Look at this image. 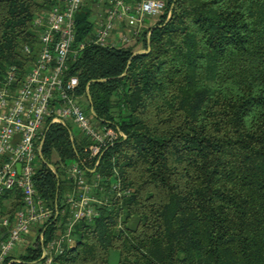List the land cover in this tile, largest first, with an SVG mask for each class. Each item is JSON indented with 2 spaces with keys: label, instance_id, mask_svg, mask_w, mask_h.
Instances as JSON below:
<instances>
[{
  "label": "trees",
  "instance_id": "1",
  "mask_svg": "<svg viewBox=\"0 0 264 264\" xmlns=\"http://www.w3.org/2000/svg\"><path fill=\"white\" fill-rule=\"evenodd\" d=\"M62 1L0 0V79L35 57V19ZM165 2L140 48L91 44L69 59L92 122L124 135L90 159L92 138L47 122L34 175L54 210L44 243L68 220L72 163L99 174L109 198L55 264H264V0ZM93 14L90 2L77 12L74 47L93 34ZM22 206L20 190L4 195L3 214ZM27 251L22 260L39 261L41 241Z\"/></svg>",
  "mask_w": 264,
  "mask_h": 264
},
{
  "label": "built area",
  "instance_id": "2",
  "mask_svg": "<svg viewBox=\"0 0 264 264\" xmlns=\"http://www.w3.org/2000/svg\"><path fill=\"white\" fill-rule=\"evenodd\" d=\"M87 2L97 7L92 16L94 32L74 47L75 16ZM165 8V0H63L36 17L39 48L35 57L24 70L18 65L10 66L0 79V264L23 261L18 257L20 248L30 242L33 234L42 243L40 260L55 264L56 257L75 242L76 224L94 219L99 214L98 206L108 203V197L97 195L107 192L101 185L102 177L97 174L90 179L86 168L72 163L67 175L73 190L65 196L64 210V214L69 213L68 220L63 230L44 243V224L54 217V210L39 194L34 175L42 162L46 124L70 123L92 138L94 142L87 149L90 159L98 158L104 148L124 135L92 122L78 92L79 77L67 76L68 62L91 44L111 48L133 45L149 29L148 20L160 18ZM33 52L29 45L24 46V53L31 56ZM119 187L113 185V189ZM15 189L21 191L23 206L5 215L3 197Z\"/></svg>",
  "mask_w": 264,
  "mask_h": 264
},
{
  "label": "rangeland",
  "instance_id": "3",
  "mask_svg": "<svg viewBox=\"0 0 264 264\" xmlns=\"http://www.w3.org/2000/svg\"><path fill=\"white\" fill-rule=\"evenodd\" d=\"M94 8L96 10L97 7H94ZM95 10H94V12H95ZM159 20H161V19L160 18L149 19L148 23L150 24V26H152V25L156 24L157 22H159ZM74 130L77 131L78 129L76 127H74ZM35 239H36V235L33 234L32 239L31 240L29 239V240L32 243L33 241H35ZM27 241H28V239H27ZM30 242L24 244L20 248L21 254H18V257H20L19 259H22L23 255H28L27 247L29 246ZM119 257H120V255L117 251H112L110 254V261L112 263H117L119 261ZM14 264H43V262L41 260H39V261H25V260H23L21 262H17Z\"/></svg>",
  "mask_w": 264,
  "mask_h": 264
},
{
  "label": "water",
  "instance_id": "4",
  "mask_svg": "<svg viewBox=\"0 0 264 264\" xmlns=\"http://www.w3.org/2000/svg\"><path fill=\"white\" fill-rule=\"evenodd\" d=\"M150 50H151V46L149 45L148 48H147L146 50H143V49H142V50H138V51H136V52L134 53V55H136V54H138V53H142V52H149ZM89 98L91 99L90 94H89ZM48 130H49V127L46 129L45 137H46V135H47ZM45 137H44V140H43V142H42L41 149H42V147H43V144H44V141H45ZM18 167H20V165H19ZM50 167H51L52 169H54V167H53L52 165H50ZM57 202H58V200H56V203H57ZM57 209H58V206H57Z\"/></svg>",
  "mask_w": 264,
  "mask_h": 264
},
{
  "label": "crops",
  "instance_id": "5",
  "mask_svg": "<svg viewBox=\"0 0 264 264\" xmlns=\"http://www.w3.org/2000/svg\"><path fill=\"white\" fill-rule=\"evenodd\" d=\"M130 46H136V48H140V44L138 42L134 43L133 45L131 44ZM127 47H129V45Z\"/></svg>",
  "mask_w": 264,
  "mask_h": 264
}]
</instances>
